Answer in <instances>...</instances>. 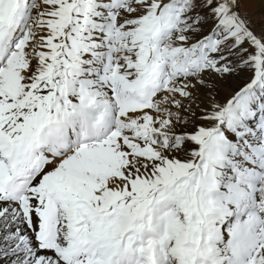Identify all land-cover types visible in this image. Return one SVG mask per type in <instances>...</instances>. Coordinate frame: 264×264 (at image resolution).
<instances>
[{
    "label": "snow or ice",
    "instance_id": "1",
    "mask_svg": "<svg viewBox=\"0 0 264 264\" xmlns=\"http://www.w3.org/2000/svg\"><path fill=\"white\" fill-rule=\"evenodd\" d=\"M0 264H264V0H0Z\"/></svg>",
    "mask_w": 264,
    "mask_h": 264
}]
</instances>
